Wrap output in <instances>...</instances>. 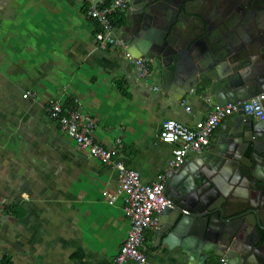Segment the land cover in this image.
<instances>
[{
	"label": "crops",
	"instance_id": "1",
	"mask_svg": "<svg viewBox=\"0 0 264 264\" xmlns=\"http://www.w3.org/2000/svg\"><path fill=\"white\" fill-rule=\"evenodd\" d=\"M126 14L114 17L125 40ZM97 29L85 0H0V222L8 224L0 264L7 254L11 264H114L130 229L122 200L103 196L118 187L116 163L144 183L167 175L175 146L161 139L163 121L194 126L219 104L201 85L189 91L173 79L165 86L155 62L141 76L134 52L99 48ZM27 91L36 95L25 98ZM51 99L78 104L95 140L115 150L112 162L61 130L47 113ZM12 204L26 212L7 213ZM155 230L146 231L145 264H185L180 246L159 248ZM13 236L29 244L9 243Z\"/></svg>",
	"mask_w": 264,
	"mask_h": 264
},
{
	"label": "water",
	"instance_id": "2",
	"mask_svg": "<svg viewBox=\"0 0 264 264\" xmlns=\"http://www.w3.org/2000/svg\"><path fill=\"white\" fill-rule=\"evenodd\" d=\"M127 1L128 52L155 62L165 86L174 79L189 91L201 85L218 105L241 102L208 147L167 173L170 204L158 214L159 248L180 246L185 264H254L252 251L264 249V152L247 148L264 120L242 107L264 93V0L233 1V9L244 8L241 36L234 28L228 34V15L237 21L228 0Z\"/></svg>",
	"mask_w": 264,
	"mask_h": 264
},
{
	"label": "built area",
	"instance_id": "3",
	"mask_svg": "<svg viewBox=\"0 0 264 264\" xmlns=\"http://www.w3.org/2000/svg\"><path fill=\"white\" fill-rule=\"evenodd\" d=\"M85 3L88 16L98 25L95 39L99 48L113 49L119 46L131 56L125 38L116 35V27L112 20L121 9L127 8L128 1L85 0ZM134 60L141 76L145 77L151 73L153 62L151 59L134 57ZM34 95L36 94L27 91L24 97ZM240 103L216 105L207 118L199 120L194 126L175 119L164 120L161 139L175 146L170 167L183 165L189 156L200 153L208 147L218 127L234 112L240 110ZM77 106L76 103L74 108H66L60 99H51L47 104V113L78 146L88 150L93 157L102 162H112L115 150L95 140L93 123L84 120L76 109ZM242 110L257 120H264V93L243 102ZM116 164L119 172L118 187L115 192L105 190L103 196L109 204L122 200L124 214L130 221V229L125 242L115 256L114 264H129L132 261L145 264L147 262V253L144 251L146 231L158 227L157 214L170 204L165 194L166 174H159L157 180L152 183H144L138 171L126 167L122 162ZM221 262L226 264L224 259Z\"/></svg>",
	"mask_w": 264,
	"mask_h": 264
},
{
	"label": "flooded vegetation",
	"instance_id": "4",
	"mask_svg": "<svg viewBox=\"0 0 264 264\" xmlns=\"http://www.w3.org/2000/svg\"><path fill=\"white\" fill-rule=\"evenodd\" d=\"M229 1V5L227 6L230 13H234L237 17V21L235 24H233L231 21H232V16L231 15H228V17L226 18V21H227V25H231L230 26L231 28L228 30V34H230V32L232 33L233 32V29L234 30L236 29V32H237V35L238 36H241V33H242V30L244 29V21H243V17L245 16V13H244V8L240 7L239 5L235 6L234 9L232 8L231 5H234V2L235 0H228ZM234 1V2H233ZM241 1H244V0H241ZM260 2V0H256V2ZM219 7L222 9V10H225V8L223 7V2L219 3L218 4ZM227 10V9H226ZM227 36H230L228 35ZM262 36V35H261ZM243 37V36H242ZM256 140H252L250 142V145L248 146L247 148V153L250 154L251 152H253V146L254 145H257L260 149L263 150L264 152V146H262L263 142H264V132H260L259 134L256 135ZM252 139V137H251ZM264 157V154L262 155ZM264 159V158H263ZM187 161V160H186ZM262 164H264V160H261L260 161ZM186 165V162L184 163ZM183 164V165H184ZM264 172V171H263ZM262 177L264 178V174L262 175ZM262 235L264 237V230H262ZM253 255V257L255 258L256 262H254V264H261V259H263V256H264V249H260L259 251H252L251 253ZM220 258H215L213 263L214 264H220ZM253 262V261H252ZM245 264H250V263H245Z\"/></svg>",
	"mask_w": 264,
	"mask_h": 264
},
{
	"label": "trees",
	"instance_id": "5",
	"mask_svg": "<svg viewBox=\"0 0 264 264\" xmlns=\"http://www.w3.org/2000/svg\"><path fill=\"white\" fill-rule=\"evenodd\" d=\"M115 17V16H114ZM113 24L114 26L116 27V22H115V19L113 18ZM5 208V211L11 215H15V216H19V213L18 212H21V209L24 208L23 206L19 205V204H12V205H7L4 207ZM26 210L24 208V211H22L21 213H25ZM12 256L7 254L5 255L1 261H4L6 262V264H11L12 263ZM220 263V262H219ZM221 264V263H220Z\"/></svg>",
	"mask_w": 264,
	"mask_h": 264
},
{
	"label": "rangeland",
	"instance_id": "6",
	"mask_svg": "<svg viewBox=\"0 0 264 264\" xmlns=\"http://www.w3.org/2000/svg\"><path fill=\"white\" fill-rule=\"evenodd\" d=\"M148 59H149V58H148ZM153 63H154V62L151 63V66H152ZM1 223H2V224H1ZM7 226H8V224H7V221H6V220H5V221H1V222H0V232H1V229H5ZM15 240H17V242H18L20 245H26V246H27V244H29V242H28L27 240H24V239L20 238V241H19V239L15 238V236H13L12 239L10 238V242H9V243L13 244V242H14ZM20 242H21L22 244H21ZM0 246H1V242H0ZM0 249H1V248H0Z\"/></svg>",
	"mask_w": 264,
	"mask_h": 264
},
{
	"label": "bare ground",
	"instance_id": "7",
	"mask_svg": "<svg viewBox=\"0 0 264 264\" xmlns=\"http://www.w3.org/2000/svg\"><path fill=\"white\" fill-rule=\"evenodd\" d=\"M221 260H222V258H220V263L222 264Z\"/></svg>",
	"mask_w": 264,
	"mask_h": 264
}]
</instances>
